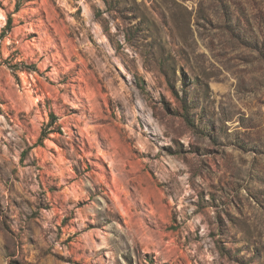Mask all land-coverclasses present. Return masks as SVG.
Here are the masks:
<instances>
[{"label": "rangeland", "instance_id": "rangeland-1", "mask_svg": "<svg viewBox=\"0 0 264 264\" xmlns=\"http://www.w3.org/2000/svg\"><path fill=\"white\" fill-rule=\"evenodd\" d=\"M9 20L0 264H264V0H0Z\"/></svg>", "mask_w": 264, "mask_h": 264}, {"label": "trees", "instance_id": "trees-1", "mask_svg": "<svg viewBox=\"0 0 264 264\" xmlns=\"http://www.w3.org/2000/svg\"><path fill=\"white\" fill-rule=\"evenodd\" d=\"M11 23H12V21L9 20L7 29L4 30V31H2V33H0V39L5 36V34H6L7 31H10V25H11ZM51 117H52V119H54L55 118V115L51 114ZM46 135H47V133H45V131H43V133H41V135L39 137V140L42 142V139H44L46 137Z\"/></svg>", "mask_w": 264, "mask_h": 264}]
</instances>
